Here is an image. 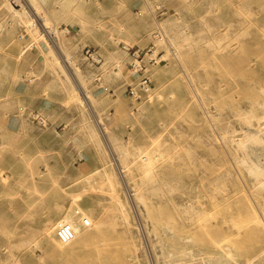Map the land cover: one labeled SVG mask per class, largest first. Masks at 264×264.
<instances>
[{
    "label": "rangeland",
    "instance_id": "1",
    "mask_svg": "<svg viewBox=\"0 0 264 264\" xmlns=\"http://www.w3.org/2000/svg\"><path fill=\"white\" fill-rule=\"evenodd\" d=\"M27 1L40 28L24 0H0V264H264V184L236 145L246 135L264 168V133L242 120L264 128V0ZM159 27L166 62L134 100L122 44L145 47ZM105 134L129 157L126 178Z\"/></svg>",
    "mask_w": 264,
    "mask_h": 264
},
{
    "label": "built area",
    "instance_id": "2",
    "mask_svg": "<svg viewBox=\"0 0 264 264\" xmlns=\"http://www.w3.org/2000/svg\"><path fill=\"white\" fill-rule=\"evenodd\" d=\"M167 12L168 11L161 5L157 7L155 12L152 11L156 20H159L165 16ZM138 13L141 14L140 11ZM157 42H163L165 44L167 43V38L160 27L156 30L153 41H151L145 47L129 45L126 43L122 44V48L126 53V67L137 81V86L128 85L127 87L128 94L134 100L140 98L139 90L148 89L152 84L151 76L148 73L149 69L166 62L164 50L158 48ZM84 53L86 59L93 64H100L103 60L102 55L97 49L93 47H86ZM34 115V120L36 123L45 126L49 124L51 125L50 120L42 113L35 111ZM73 215L82 224L86 226L90 225V219L84 209L76 207L73 211ZM74 233L73 224L69 221H64L63 223L59 224L56 229L57 237L63 243L71 241L74 237Z\"/></svg>",
    "mask_w": 264,
    "mask_h": 264
},
{
    "label": "bare ground",
    "instance_id": "3",
    "mask_svg": "<svg viewBox=\"0 0 264 264\" xmlns=\"http://www.w3.org/2000/svg\"><path fill=\"white\" fill-rule=\"evenodd\" d=\"M25 2H26V4H28V6L30 7V9L32 10L33 9V13H34V15H35V17L37 18V20H38V22H36L35 20H32V26L34 27H38V28H40V21L42 20V17H40V16H38V15H36L35 13H36V11H38L37 9H36V7H34V5L30 2V1H27V0H24ZM24 8V10H25V12H23V13H27V15H29V16H31V17H33L34 18V16L32 15V13L30 12V10L24 5L23 6ZM16 15H18V14H16ZM20 16V15H19ZM48 27V26H47ZM41 30V29H40ZM36 31H38V30H36ZM52 32V30L50 29V28H47V30H45V32H43V36L45 37V40H46V42H47V44H48V46H49V48H50V51H52V52H54L55 53V55H56V63H57V65H58V67H59V71L64 75V76H67L69 79H71V84H72V86L74 87V91H76V90H78V88L81 90V93H83V95L87 98V101L89 102V104L91 105V107H92V94L89 92V91H87V90H84V85H83V83H82V79H81V77H80V71L78 70V66H76V65H70V62L72 63V62H74V61H71V58H70V56H68L67 54H65V55H67V57H64L63 59H62V57L58 54V51H56V50H59L60 52H61V54H64L63 53V50H62V45H60V42H59V38L58 39H56L55 41L54 40H52V38L50 37V35H49V33H51ZM58 32V31H57ZM55 34V33H54ZM42 35V34H41ZM42 36V37H43ZM54 38H56V36H54ZM53 38V39H54ZM171 40H172V42L175 44L176 43V41H175V37L173 38V37H171ZM64 48V47H63ZM59 52V53H60ZM65 53H66V51H65ZM64 55V56H65ZM118 67V66H117ZM58 76V75H57ZM59 78V77H58ZM73 79V80H72ZM81 79V80H80ZM60 80V79H59ZM61 87V86H60ZM86 87V86H85ZM79 90V91H80ZM75 94H76V92H75ZM80 95V94H79ZM78 96V95H77ZM80 98V97H79ZM79 100H81V98L79 99ZM119 104V103H118ZM93 108V107H92ZM93 111L95 112V110H94V108H93ZM96 113V112H95ZM96 116V115H95ZM263 118V116H259V115H257V114H253V113H249V114H243L242 115V120L245 122V124H246V122L248 123V124H250V125H252V121L254 120V119H256L257 121V123H259V126H260V128L258 129L261 133H264V128L261 126L262 125V122H261V119ZM96 119V118H95ZM98 120V119H97ZM258 127V126H257ZM105 137H106V139L108 140V142L110 143V145H111V148H112V151H113V153L114 152H116V151H118V154H119V158H121V161L120 162H118V164H119V166H120V169H121V171H123V175L125 176V178H126V175L128 174V171H125L124 169H125V167H126V165L124 164V162L129 158H127L124 162L122 161V153L121 152H123V151H119L118 150V148H117V145H116V142H115V140H113V138L112 137H108V134L106 135L105 134ZM104 137V138H105ZM255 138V137H254ZM254 141H262V139L261 138H255V139H253ZM261 143V142H260ZM248 144H249V141L246 139V135H244V136H242L240 139H238V140H236V145H237V147H238V149H240V150H242V152H243V157H242V159H241V162L243 163V164H245V166L247 165L248 166V169L255 175V177H256V180L259 182V183H261L262 185L264 184V168H262V167H260L259 165L260 164H257V163H255L254 162V160L252 159V157H251V153H250V151H249V149H248ZM110 145H109V147H110ZM108 148V147H107ZM119 149H121V148H119ZM111 150V149H110ZM112 153V152H111ZM129 153V152H128ZM127 153V154H128ZM126 155V154H125ZM118 156V155H117ZM124 157V156H123ZM127 157V156H126ZM115 158V157H114ZM123 159H125V158H123ZM118 160V159H117ZM127 162V161H126ZM125 162V163H126ZM246 168V167H245ZM127 169V168H126ZM120 171V172H121ZM124 178V179H125ZM124 182V181H123ZM128 183V182H127ZM132 188V187H131ZM132 190V189H131ZM133 193V192H132ZM131 193V194H132ZM133 195H134V193H133ZM113 212V211H112ZM64 222V221H63ZM63 222H60L59 224H61V223H63ZM106 222L107 221H105V220H102V223H101V225L103 226V227H105V225H106ZM58 224V225H59ZM116 225H118V223L116 224Z\"/></svg>",
    "mask_w": 264,
    "mask_h": 264
}]
</instances>
